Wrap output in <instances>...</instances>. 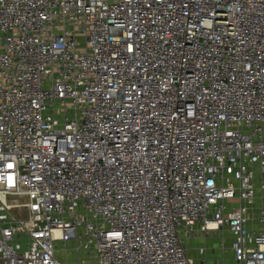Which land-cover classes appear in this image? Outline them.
Segmentation results:
<instances>
[{"label": "built area", "instance_id": "built-area-1", "mask_svg": "<svg viewBox=\"0 0 264 264\" xmlns=\"http://www.w3.org/2000/svg\"><path fill=\"white\" fill-rule=\"evenodd\" d=\"M222 227L264 264V0H0V264H195Z\"/></svg>", "mask_w": 264, "mask_h": 264}, {"label": "rangeland", "instance_id": "rangeland-1", "mask_svg": "<svg viewBox=\"0 0 264 264\" xmlns=\"http://www.w3.org/2000/svg\"><path fill=\"white\" fill-rule=\"evenodd\" d=\"M230 241L228 229L222 227L203 239L189 240L187 246L195 264H229L231 262ZM203 244L207 246V251L202 255L197 248Z\"/></svg>", "mask_w": 264, "mask_h": 264}]
</instances>
